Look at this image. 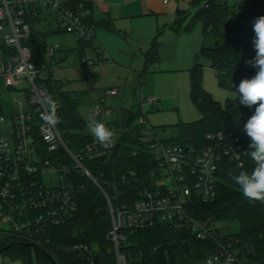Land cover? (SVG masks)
Listing matches in <instances>:
<instances>
[{"label":"built area","instance_id":"1","mask_svg":"<svg viewBox=\"0 0 264 264\" xmlns=\"http://www.w3.org/2000/svg\"><path fill=\"white\" fill-rule=\"evenodd\" d=\"M161 1L167 4L171 0ZM235 1L240 7L246 8L254 3L264 10V0ZM53 3L56 0H0V231L33 241L40 231L72 218L77 209L75 173L78 171L90 177L106 196L111 215L108 238L113 242L118 264H128L126 256L120 252V243L126 239L128 231L148 228L157 223L187 226L198 239H212L218 243L214 253L187 264H227L229 257L232 264H251L245 256L240 255L234 237L229 236L223 241L226 233L216 223L198 219L194 215L198 201L207 202L216 198L223 158L237 166L245 164L246 150L238 137L232 133L229 136L210 135V144L202 148L173 144L167 128L159 130L144 113L145 104L158 105L159 99L156 97H142L137 107L140 115L133 123L134 128L109 127L116 134L110 147L101 146L91 137L74 153L67 146L58 126L45 124L42 114L46 108L42 99L48 95L45 80L52 68V61L37 62L28 44L32 33V25L27 18L28 5L35 7L33 16L40 14L45 17L49 14L50 18L56 14L59 18L58 29L76 33L84 40H94L95 31L86 22L91 14L89 10L69 8L66 0H59L57 8L52 7ZM243 22L241 20L236 28ZM248 41L249 37H245L244 42ZM59 49V44L46 46L44 53L53 57ZM97 50L98 58L85 56L83 63L109 62L107 56L99 48ZM12 89L18 92L13 100L1 97ZM119 94L117 87L106 88L101 103H106L107 97ZM110 115V107L103 110L101 104L97 103L88 117L93 116L106 125L120 117L111 120L108 118ZM136 128L139 129L140 147L154 162L147 184L135 189L139 179L138 171L134 169L123 174L118 183L106 181L105 186L101 185L83 161L100 158L108 162L116 154L122 132L136 133ZM60 148L66 150L74 161L73 165L66 164L58 156H45V152ZM137 153L138 149L135 148L134 154ZM125 184L132 188L128 194L119 192ZM110 188L114 189V193L106 191ZM76 249L85 251L87 259L93 261L95 254L91 246L72 247V250Z\"/></svg>","mask_w":264,"mask_h":264},{"label":"trees","instance_id":"2","mask_svg":"<svg viewBox=\"0 0 264 264\" xmlns=\"http://www.w3.org/2000/svg\"><path fill=\"white\" fill-rule=\"evenodd\" d=\"M66 1L69 8L81 7L89 10L91 14L87 16L86 22L94 29L102 24L93 20V0ZM192 3L196 7L194 14L189 17L186 11L180 10L179 17L172 26L176 34L190 33L198 23L202 26L203 44L195 54L194 65L190 69V97L201 117L192 122L178 123V136L172 137L171 140L184 146L202 148L210 144V135L229 136L232 133L240 139L247 151L250 139L243 131V126L253 114L254 107L248 108L239 104L235 87H238L242 79L251 78L257 71L247 63L255 56L251 40L254 32L246 33L243 30L244 22L236 28L244 19L227 0H192ZM28 8L27 18L32 25L28 44L36 61L45 63L46 37L36 26L49 17L40 14L33 16L34 5L29 4ZM256 8L255 18L264 15V10H261L258 4ZM187 19L188 22L184 25ZM245 37H249L248 42H244ZM210 38L214 41L213 46L206 45ZM79 42L81 54L86 48L95 47L93 39L80 38ZM160 44L157 38L153 41L147 53L148 65L159 61ZM203 60L215 70L220 87L234 91L236 98H229L222 103L205 89ZM45 82L48 95L60 105L57 112L60 123L57 126L69 149L76 153L92 137L86 125L88 118L81 113L83 97L75 96L72 91L67 90L65 81L55 77L52 69L48 71ZM139 115L140 110L134 106L123 109L120 117L114 122H108L107 126L134 128L133 123ZM138 132V128L136 133L123 131L116 154L108 162L100 158L83 161L101 185L105 186L106 181L118 183L123 174L134 169L138 171L139 179V185L135 189L147 184L154 162L140 147ZM135 148L138 149L137 154H134ZM45 156H58L66 164H74L64 148L45 152ZM252 168L253 162L247 154L243 166H237L226 157L223 158L216 198L207 202L198 201L194 215L212 223L237 221L239 232L226 233L223 241L229 236L234 237V244L240 248L241 256H245L251 264H264V202L250 201L244 197L230 175H237L240 171L251 172ZM75 174L77 209L74 216L63 224L40 231L33 241L0 231L1 253L19 257L23 264H92L85 251L72 250L75 245H89L93 253L99 255V264H118L113 242L108 238L111 215L106 196L90 177L78 171ZM131 189V186L125 184L119 192L128 194ZM106 191L109 194L114 193L111 188ZM217 248L216 241L200 240L190 227L175 223H157L148 228L128 231L126 239L120 243V252L126 256L128 264H187L206 258Z\"/></svg>","mask_w":264,"mask_h":264},{"label":"rangeland","instance_id":"3","mask_svg":"<svg viewBox=\"0 0 264 264\" xmlns=\"http://www.w3.org/2000/svg\"><path fill=\"white\" fill-rule=\"evenodd\" d=\"M228 2L239 14L243 16V30L246 33L253 32L252 24L257 12V8L254 3H250L246 6V8H244L240 7L235 0H228ZM175 8H184L189 17L196 11V7L193 5L192 0H180ZM174 13L176 14V10H174ZM188 19L185 20L184 25L187 24ZM58 21V16L53 14L50 18H48V20H42V22L36 26L39 31L42 33L44 32L47 46L54 44L62 45L61 43H64L61 33L56 32L59 24ZM170 31L169 27H165L163 32L159 35L158 39L163 42L160 49L162 59L160 64H152L147 70L146 75L139 74V72L134 70L138 59L141 58L139 53L132 62L129 61L127 63L124 59L122 61L119 60L127 67L133 65V70L131 73L125 74L127 77L124 78L123 81L126 85H121L122 89L120 94L116 97H107L106 103H101L103 94L100 96L101 88L98 87V85L112 84L114 80L111 79L109 82V77L98 75V82L91 81L88 84L84 83V81L80 78L81 73L79 74L78 71L73 70L74 68H72L80 65V54L75 47L71 48V50L67 53L64 51H57L55 56L48 57L45 55V57L46 61L51 60L54 62L51 69L53 70L55 77L70 80V82H66V87L72 90L75 96H78V92L82 89L83 91L84 89H87L89 92V94L84 96L85 103L83 102L81 106V113L85 118H88L90 110L97 103L101 104L103 110L106 107H110L111 115L108 118L114 120L120 116L122 107L130 108L134 106V108H137L142 97H156L159 99L156 107L148 104H145L144 106V113L146 114L147 119L159 130L167 127L169 136L177 137L178 123L195 121L201 117V114L192 103L190 97V74L186 68V65H189L190 63V60H188V64L186 62L187 59L184 62H180L179 68L177 70H172L176 67V63L173 60V54L177 57L181 56V53L184 55L186 52V46L180 44L178 45L179 51L176 53L175 51L171 52L172 49L167 47L168 43L166 44V42H168L167 38L172 35ZM67 36L71 38L79 37L76 33H68ZM188 38H191L190 40L196 42H199L201 39L203 42L202 26L200 23H198L195 29L189 33ZM66 44L69 45V43H65V45ZM206 45L213 46V39H208L206 41ZM182 48L184 50L180 51ZM88 50L91 51L92 49L90 48ZM65 53L68 57L67 59L62 60L61 58L63 54L65 55ZM185 56L186 54L184 57ZM203 63V85L205 89L209 91L215 99L221 101L222 103H225V101L229 98H236L237 94L234 91L220 87L216 72L208 66V62L203 60ZM92 85L94 87H92ZM17 96L18 92L12 89V91L8 92L7 95H3L1 97L13 100V98ZM171 143L174 144L175 141H171ZM216 224L223 233H236L240 230V226L237 221H219ZM0 264H23V262L19 257H13L0 253Z\"/></svg>","mask_w":264,"mask_h":264},{"label":"crops","instance_id":"4","mask_svg":"<svg viewBox=\"0 0 264 264\" xmlns=\"http://www.w3.org/2000/svg\"><path fill=\"white\" fill-rule=\"evenodd\" d=\"M179 1L180 0H171L169 3L165 4L161 0H93V20L95 23L104 24L100 26L97 25L95 28V47L86 48L81 54L79 50L80 38L68 37V32L59 30L58 32L61 33L64 43H61L62 45H60L58 51L67 53L73 47L78 50L80 54V65L72 68L78 71L79 74L81 73L80 78L84 83L88 84L91 81L98 82V75L109 77V82L111 79L114 80L112 84L98 85V87L101 88V96L106 88L117 87L121 91V85H126L123 79L127 77L125 74L132 72L133 65L130 67L125 66L121 63L123 59L127 63L129 61L132 62L139 53L141 58L138 59L134 70L142 75H146L147 70L152 64H160L162 59L160 49L163 42L158 38L161 32H163V29L169 27L172 35L167 38L168 42H166V44L168 43L167 47L172 49L171 52L175 51L176 53L179 51L178 45L180 44L186 46V52L184 53V55L186 54L185 57L182 53L179 57L173 54L176 67L172 70H177L180 66V62H184L187 59V64L188 60H190L189 65H186L190 74V69L194 65V56L202 47L203 42L201 39L199 42L190 40L191 38H188L189 33L181 32L176 34L173 30L172 25L179 17L178 12L180 10L186 11L184 8H175ZM174 10H176V14ZM156 38L161 42L158 53L159 61L148 65L147 53ZM65 43H69V45H65ZM90 48L92 49L91 51L88 50ZM97 48L107 56L109 62L94 63L92 65L83 63L82 57L98 58L99 53ZM183 50L182 48L180 51ZM66 53L65 55L63 54L62 60L67 59L68 55ZM53 65L54 62L52 61L51 66ZM64 81L66 86V82H70V80ZM66 86L65 88L70 90ZM92 87L94 86L92 85ZM87 94H89L87 89H84V91L82 89L78 92V96H82L83 100L84 96ZM127 108L122 107L121 111Z\"/></svg>","mask_w":264,"mask_h":264},{"label":"clouds","instance_id":"5","mask_svg":"<svg viewBox=\"0 0 264 264\" xmlns=\"http://www.w3.org/2000/svg\"><path fill=\"white\" fill-rule=\"evenodd\" d=\"M58 6L59 0H56L52 7ZM252 30L255 56L247 63L257 71L251 78L242 79L235 90L238 93L240 105L254 107L253 114L243 126V131L250 139L246 154L252 160L253 168L251 172L240 171L237 175L231 173L230 175L244 197L250 201L264 202V15L254 19ZM42 103L46 108L42 114L45 124L53 127L59 124L60 118L57 115L59 102L51 95H47L43 97ZM86 125L89 133L101 146L110 147L114 143L116 134L104 122L89 116ZM236 158L238 159V156ZM227 264H232L231 257Z\"/></svg>","mask_w":264,"mask_h":264},{"label":"water","instance_id":"6","mask_svg":"<svg viewBox=\"0 0 264 264\" xmlns=\"http://www.w3.org/2000/svg\"><path fill=\"white\" fill-rule=\"evenodd\" d=\"M47 16L49 17L50 15L49 14H47ZM2 252V249H0V253ZM99 255L98 254H95L94 256H93V261H92V264H99Z\"/></svg>","mask_w":264,"mask_h":264}]
</instances>
